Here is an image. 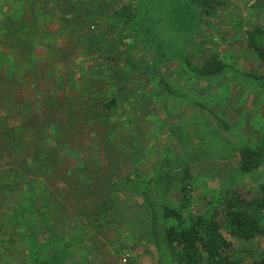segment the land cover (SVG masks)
Segmentation results:
<instances>
[{
  "label": "rangeland",
  "instance_id": "1",
  "mask_svg": "<svg viewBox=\"0 0 264 264\" xmlns=\"http://www.w3.org/2000/svg\"><path fill=\"white\" fill-rule=\"evenodd\" d=\"M143 1L146 22L150 14L154 26L169 30L161 41L151 43L164 60L181 61L195 53L201 66L215 52L240 72L264 74V61L241 40L242 29L264 24V0H248L254 2L249 9L244 0H229L222 11L205 18L218 26L220 35L203 22L195 45L192 36L199 21L188 13L191 0ZM9 2L15 0H0V264H29L22 227L7 226L4 218L8 209L19 210L31 186L40 197L45 194L58 235L69 237L78 225L91 255H106L109 245H125L118 257L122 264L129 263V257L137 264H156L154 248L135 247L126 232L128 223L114 209H105L103 201L136 166L152 173L169 145L176 146L179 169L193 170L195 214L210 210L223 189L256 194L264 182V168L251 175L241 173L239 148L255 144L264 127L260 88L251 91L232 75L220 82H188L177 64L167 63L159 69L161 76L197 95L211 111L191 97L166 108L142 73L141 81L133 83L126 71V84L113 79L108 60H82L83 53L96 46L89 38L99 29H63L59 20L53 24L54 18L75 12L67 6L61 9L63 1L50 3L42 12L41 0H18L25 10L20 16ZM33 13L37 24L27 26ZM149 50L135 45L132 54L146 66ZM114 93L120 95L119 106L108 111L104 102ZM216 115L228 121L230 131L220 126ZM171 199L176 203L178 196ZM37 230L39 235L46 233L41 222ZM232 241L246 259L264 255V237L251 243ZM74 252L76 256L63 264L83 262L82 248Z\"/></svg>",
  "mask_w": 264,
  "mask_h": 264
},
{
  "label": "trees",
  "instance_id": "2",
  "mask_svg": "<svg viewBox=\"0 0 264 264\" xmlns=\"http://www.w3.org/2000/svg\"><path fill=\"white\" fill-rule=\"evenodd\" d=\"M41 1L42 12L51 4L55 6L60 3V0ZM62 1L61 9L67 6L75 12L54 18L53 24L59 20L63 29H99L93 38H89L96 46L87 49L82 60H108L114 67L112 77L117 82L123 80L126 83L128 75L125 72L129 71L134 77L133 83H137L141 81L138 76L142 73L144 80L159 91L161 105L166 108H170L171 104L179 105L191 97L197 106L211 111L197 95L187 89L176 88L161 76L159 69L167 63L177 64L179 72L188 82H220L232 75L247 89L258 91L260 88L264 93V74L240 72L215 52H211L201 66L196 63L195 53L181 61L164 60L162 52L153 50L151 43L152 40L161 41L169 30H159L158 25L154 26L150 14L146 22L147 14L144 15L142 11L145 1L133 3L116 0L114 14L110 16L107 0ZM9 5L15 7L18 16L25 12L18 0L9 2ZM227 6L226 0H191L188 8H196L200 16H212L217 9ZM75 13L78 15L74 19ZM36 16L31 14L26 25H34ZM196 30L192 42L198 27ZM241 35V40L253 55L264 61V24L242 29ZM135 45L140 49H151L148 65L143 66L145 63L133 56ZM119 96L114 93L106 100L105 109L115 111L119 106ZM216 118L223 129L231 130V125L222 116L216 115ZM175 148V145L165 148L152 173L136 166L125 176L122 185H118L117 192L103 201L105 209H114L121 220L128 223L126 232L132 235L135 247L150 245L154 248L157 264H264V255L246 259L232 241L238 238L251 243L264 237V182L258 185L256 194L223 189L210 210L195 214L192 212L196 191L194 173L188 166L179 169L180 160ZM260 168H264V127L255 144L244 143L239 148L241 173L251 175ZM36 192L33 186L29 187L19 210L8 209L4 218L7 226L19 224L22 227V240L29 264H63L66 258L72 260L69 257L76 256L74 251L77 246L86 256L88 248L82 238V229L75 225L69 237L58 235L47 210L45 194L42 192V198ZM175 194L178 200L173 203L171 198ZM40 222L46 232L43 236L37 230ZM125 249V245H122L117 253Z\"/></svg>",
  "mask_w": 264,
  "mask_h": 264
},
{
  "label": "crops",
  "instance_id": "3",
  "mask_svg": "<svg viewBox=\"0 0 264 264\" xmlns=\"http://www.w3.org/2000/svg\"><path fill=\"white\" fill-rule=\"evenodd\" d=\"M60 1H62V0H60ZM115 1L116 0H107L106 1L107 3H109V16L112 15V14H114L113 12L115 10V6H114ZM125 1H127V2H129V1L131 2L132 1L133 3H135V2L138 3L140 0H125ZM226 1L229 2V0H226ZM247 1L248 0H244V3L243 4L246 3L244 7L249 9V7H252V5H254V2H250L252 0H250L249 2H247ZM221 9H224V8H221ZM221 9L219 8L216 11V13L218 14L220 11H222ZM104 10H107V8H105ZM166 13H167V11H166ZM188 13L191 14V15H193V16H197V19L199 21V24H198V27L199 28H198V30L202 29L201 28L202 27V23L205 22L206 25L208 24V26H211L212 27L211 30L216 31V32H214L215 34L216 33H219V35H220V32L218 31V26L215 27L216 26L215 23L214 24L207 23L208 20L205 21V18L208 19V17H206L205 15L200 16L199 15V12L197 13L196 8L193 9V7H192V9L188 11ZM109 22H110V19H109ZM245 29H247V28H245ZM170 30H172V28ZM219 30H221V29H219ZM221 31H224V30H221ZM167 34H169V33H167ZM221 35H224V33L221 34ZM195 40H196V37L194 38V40L192 42V45L193 44L195 45V43H194ZM86 246L88 248L87 249L88 250L87 251L88 254L86 256H82L81 257L82 260H83V262L80 263V264H122L121 262H119V259H118V257H119L120 254L117 253V250H120L122 246H119L118 247V246H114V245H112V246L109 245V248H106L107 249V251H106L107 254L106 255L104 253H102L101 251L99 253L97 252L96 254L93 252V255H91V253H90V247L88 245H86ZM102 250H104V249L102 248ZM101 257L103 258V260L101 259ZM98 258L101 259V263H99L100 261H99ZM89 259H91V261H88ZM77 261H79V260L77 259ZM127 261L129 262L127 264H137V263H135L134 261L131 260V257H129ZM156 264H157V262H156Z\"/></svg>",
  "mask_w": 264,
  "mask_h": 264
},
{
  "label": "built area",
  "instance_id": "4",
  "mask_svg": "<svg viewBox=\"0 0 264 264\" xmlns=\"http://www.w3.org/2000/svg\"><path fill=\"white\" fill-rule=\"evenodd\" d=\"M124 261H126V259H124Z\"/></svg>",
  "mask_w": 264,
  "mask_h": 264
}]
</instances>
